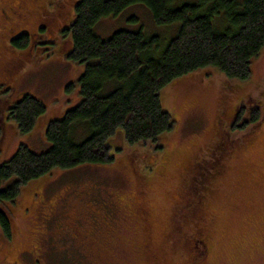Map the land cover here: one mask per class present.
<instances>
[{
    "label": "rangeland",
    "instance_id": "374dc122",
    "mask_svg": "<svg viewBox=\"0 0 264 264\" xmlns=\"http://www.w3.org/2000/svg\"><path fill=\"white\" fill-rule=\"evenodd\" d=\"M17 2L21 0H0V13ZM74 2L24 0L36 10L29 22L21 25L24 30L36 31L38 25L49 22L59 24L57 29L51 27L50 35L40 36L45 42H38L37 49L28 52L13 48L21 51L13 53L7 46L11 34L0 33V63L4 65L13 55L11 59L19 64L16 79L8 83L9 92L0 87V116L7 122L0 138V163L19 143L35 152L46 150L45 122L61 118L79 101L78 85L71 94L65 88L75 83L83 69L64 55L69 44L64 38L58 41L61 33L56 31L65 17L70 16L68 23L72 19ZM130 7L117 17L101 19L94 29L96 35L106 39L116 30L141 27L144 34L158 32L168 39L175 32L172 26L153 25L144 6ZM250 68L246 82L225 79L213 68L184 76L160 92L164 110L175 121L173 130L161 140L128 146L117 129L107 140L112 163L54 170L26 185L27 190L41 188L38 193L46 199L62 198L56 206L59 219L51 230L46 229L42 223L33 222L32 215L27 216L23 205L28 201L19 198L12 213L13 247L0 236V264H32L27 252L14 256L25 250L32 253L36 246L42 250L37 256L41 264H190L191 255L197 254L191 250L198 239H203L206 254L201 264H264V100L262 122L255 135L232 150V142L242 139L243 133L227 132L229 117L238 105L264 91V48ZM24 95L41 101L46 117L21 137L8 112ZM220 135L224 140L218 139ZM212 145L214 156L209 154ZM196 161L208 166L191 182L190 165ZM218 164L219 170L214 171ZM190 183L192 186H186ZM186 193L190 203L179 207L177 200ZM100 198H110L105 202L114 204L109 205L114 215L105 229L94 234L84 207ZM191 203L199 205L197 211L191 212ZM139 204L145 205L147 212L136 225L127 220L123 208L136 209ZM69 222H77L82 235L74 234Z\"/></svg>",
    "mask_w": 264,
    "mask_h": 264
},
{
    "label": "trees",
    "instance_id": "16d2710c",
    "mask_svg": "<svg viewBox=\"0 0 264 264\" xmlns=\"http://www.w3.org/2000/svg\"><path fill=\"white\" fill-rule=\"evenodd\" d=\"M179 2L75 0L72 4V19L63 27L58 41L67 40L69 49L64 55L82 66L83 71L75 83L71 82L65 88V92L71 94V89L78 85L79 101L61 118L45 122L46 150L35 152L19 143L13 154L0 163V236L8 247H13L12 213L19 198L28 201L23 205L27 216L32 215L33 222L42 223L46 229L51 230L50 227L59 219V210L54 207L62 198L46 199L38 193L41 188L27 190L29 186L26 185L54 170L112 163L114 157L110 155L107 140L117 129L122 131L128 146L145 141L156 143L173 130L175 121L164 110L160 99V92L166 86L205 68H213L225 79L236 82H246L250 78V65L264 48V0ZM130 6H144L153 25L172 26L175 32L168 39L158 32L144 34L141 27L135 31L116 30L106 39L96 35L94 29L101 19L117 17ZM33 12L36 10H31ZM17 15L16 24L21 27L34 13L32 16ZM48 24L38 25L32 32L21 27L23 33L7 42V46L17 54L21 51L13 48L28 52L37 49L38 42H45L39 40L40 36L50 35L53 23L50 27ZM18 69L19 64L16 63L9 74L12 81L16 79ZM263 100L264 91H258L255 97L247 98L230 115L227 132L243 133L242 139L232 142V150L259 131ZM45 114L46 107L41 101L24 95L9 108L8 118L16 126L17 135L22 137L40 125ZM3 117L0 116V138L3 124H7ZM218 139L224 140L223 135ZM214 147L212 145L209 149L213 156ZM196 162L190 165L191 182L208 166ZM219 164L214 166V171L219 170ZM190 199L187 193L184 194L177 200L179 207L188 206ZM108 200L100 198L96 200L98 203L85 205L88 223L96 222L98 206ZM192 207L191 212H195L199 205L192 204ZM196 242L191 252L197 254L191 255L190 264H201L205 256L203 239Z\"/></svg>",
    "mask_w": 264,
    "mask_h": 264
},
{
    "label": "flooded vegetation",
    "instance_id": "af4514ba",
    "mask_svg": "<svg viewBox=\"0 0 264 264\" xmlns=\"http://www.w3.org/2000/svg\"><path fill=\"white\" fill-rule=\"evenodd\" d=\"M34 1H36V0H34ZM36 3H37L36 4V6H37L38 2H36ZM36 6H34V7L36 8ZM32 8L29 7L27 4H25L24 0H21V2H19V3L17 2L14 5H10L6 8V10L1 11V13H0V33H4L5 31H8L11 34L7 37L8 43L13 38H15L19 34L23 33L21 27H18V25L16 24V18H18L17 13H19L20 15H24V14L30 15ZM63 20H64V23L60 29L56 30L57 33H61L63 27H66V25L68 24L69 18L65 17ZM49 24L52 25L50 22H49ZM58 25L59 24L56 22L54 25H52V28L57 29ZM27 35H28V33H27ZM30 43H31V40H30ZM10 55H12V54H10ZM11 57L14 60V58H13L14 56L12 55ZM11 57H10V60H8L4 65H2L0 63V87L7 88V90L10 88V86H8V83H10L12 81V77L9 74L12 72V69L15 68V66H16V62L13 61L11 59ZM109 205H111V206L113 205V207H114V204H107L106 202H101V204L98 206V208L96 207L98 210L97 220L95 223H92V222L89 223V226L92 227V229L94 230V234L98 233L100 231V229H105V227L108 225V221L112 220V217L114 214L112 213V210H113L112 207ZM56 206H57V202H56ZM56 206L54 208H56ZM123 210H124V213H125L124 215L127 218V220H132L133 222H136L135 223L136 225L140 224L144 220V216L147 212L145 205L143 206L140 204L137 206L136 209L132 206V207H130V210H125L124 208H123ZM56 211H57V209H56ZM69 224H70V228L75 230L74 234H78V231L81 233V231L78 229L77 223L74 224V223L69 222ZM96 242L100 243L101 241L97 240ZM35 248H36V250L32 249V253H30V251L29 252L27 251L26 254H27V256H29V254L31 255L30 259H32V264H41L39 262V260H38L39 258H37V256H39L41 254L42 250L37 248V246ZM37 249H39V250H37ZM18 256L19 255H16L15 257H18ZM14 262L15 261H12V263H14Z\"/></svg>",
    "mask_w": 264,
    "mask_h": 264
}]
</instances>
